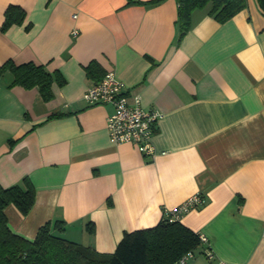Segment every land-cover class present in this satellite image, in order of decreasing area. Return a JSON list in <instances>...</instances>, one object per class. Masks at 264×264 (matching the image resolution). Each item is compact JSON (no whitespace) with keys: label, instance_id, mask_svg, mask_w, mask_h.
<instances>
[{"label":"crops","instance_id":"crops-1","mask_svg":"<svg viewBox=\"0 0 264 264\" xmlns=\"http://www.w3.org/2000/svg\"><path fill=\"white\" fill-rule=\"evenodd\" d=\"M246 2L224 22L195 9L178 39L176 0H0V25L9 4L25 11L0 29V66L62 76L44 100L0 72V186L27 177L35 190L27 214L4 208L10 229L32 240L59 221L54 234L113 252L200 192L179 220L206 241L184 264H264V11ZM108 71L163 113L155 155L111 142L112 104L83 99Z\"/></svg>","mask_w":264,"mask_h":264},{"label":"trees","instance_id":"trees-1","mask_svg":"<svg viewBox=\"0 0 264 264\" xmlns=\"http://www.w3.org/2000/svg\"><path fill=\"white\" fill-rule=\"evenodd\" d=\"M177 29L180 39L191 27V15L195 9L209 5V15L224 22L246 6V0H176ZM264 11V0H256ZM25 11L18 5L9 4L4 11L0 29L20 24ZM90 62L86 68L94 65ZM91 68V67H90ZM9 69L12 84L26 88L37 87L41 97H53L52 84L61 81L59 71L49 72L43 64L33 61L15 63L7 60L0 72ZM35 198V190L27 177L22 183L8 187L0 186V264H176L187 251H193L201 241L196 232L163 213L153 226L125 231L113 252H100L93 247L68 240L53 233L62 230V222L42 224L32 240L14 233L7 223L4 208L15 205L22 214H27Z\"/></svg>","mask_w":264,"mask_h":264},{"label":"built area","instance_id":"built-area-1","mask_svg":"<svg viewBox=\"0 0 264 264\" xmlns=\"http://www.w3.org/2000/svg\"><path fill=\"white\" fill-rule=\"evenodd\" d=\"M83 99L88 104H112L113 110L106 118V129L111 142L130 143L144 154L155 155L156 150L153 147L152 138L163 113L144 108L138 95L133 96L132 102H129L122 82L113 71H108L101 80L88 87L83 93ZM202 203L203 194L196 192L178 206L167 210L166 214H170L173 219H180L183 213ZM198 236L200 241H206L203 235ZM193 255V251H187L176 264H184ZM220 264L225 263L221 262Z\"/></svg>","mask_w":264,"mask_h":264}]
</instances>
